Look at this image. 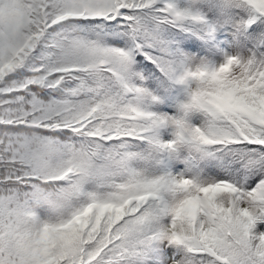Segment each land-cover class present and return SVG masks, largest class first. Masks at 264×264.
<instances>
[{
  "label": "snow or ice",
  "instance_id": "snow-or-ice-1",
  "mask_svg": "<svg viewBox=\"0 0 264 264\" xmlns=\"http://www.w3.org/2000/svg\"><path fill=\"white\" fill-rule=\"evenodd\" d=\"M0 264H264V0H0Z\"/></svg>",
  "mask_w": 264,
  "mask_h": 264
}]
</instances>
